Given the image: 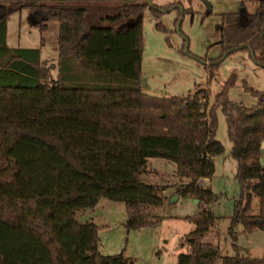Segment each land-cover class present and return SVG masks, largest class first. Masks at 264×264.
I'll return each mask as SVG.
<instances>
[{
	"label": "trees",
	"instance_id": "obj_1",
	"mask_svg": "<svg viewBox=\"0 0 264 264\" xmlns=\"http://www.w3.org/2000/svg\"><path fill=\"white\" fill-rule=\"evenodd\" d=\"M169 6L0 0V264H131L122 253L100 254L97 226L76 214L105 198L123 203L126 230L158 225L163 188L141 178L149 158L174 163L187 179L178 195L200 205L186 217L195 229L179 242L176 264H264V254L239 252L235 231L237 224L264 230V90L245 87L257 99L251 107L231 101L232 72L210 106L207 91L198 87L169 98L142 93V11L149 7L158 18ZM21 9L41 32L45 22L57 23L54 79L39 48L5 42L6 17ZM220 16L221 54L204 61L205 68L211 71L239 49L264 68V0L252 13ZM217 108L240 185L228 228L233 255L205 241L217 219L207 206L217 198L199 180L211 178L224 150L215 136Z\"/></svg>",
	"mask_w": 264,
	"mask_h": 264
},
{
	"label": "rangeland",
	"instance_id": "obj_2",
	"mask_svg": "<svg viewBox=\"0 0 264 264\" xmlns=\"http://www.w3.org/2000/svg\"><path fill=\"white\" fill-rule=\"evenodd\" d=\"M150 3L170 6L163 9L158 18L149 7L142 11L139 80L142 93L169 98L186 96L198 87L207 91V104L210 106L234 72L235 82L228 88V98L247 107L256 104V97L245 87L264 90V68L247 50L239 49L226 57L223 55L222 62L211 71L205 68L204 61L208 63L221 54L220 15L239 10L252 13L257 0H150ZM44 24L46 29L41 32L27 9L13 11L6 17L5 42L9 47L39 48V58L45 62L51 79H54L57 23L50 21ZM216 115L215 136L224 150L215 157L214 173L207 184L217 198L207 207L217 219L205 241L217 244L221 255H233L228 228L240 185L235 177L236 162L231 156L225 116L220 108L216 109ZM261 160L264 162V141ZM141 178L163 188V205L155 209V214L163 217L162 221L156 226L126 230L123 203L99 198L92 216V222L97 226V250L102 255L122 253L131 264H176L177 255L183 251L179 242L195 229L186 217L196 215L200 205L189 196L178 195L177 189L187 179L176 174V166L172 162L160 158L147 159L146 171ZM90 212L89 209L80 210L76 214L77 219L84 221ZM235 231L241 253L248 249L255 256L263 255L264 230L245 233L237 224Z\"/></svg>",
	"mask_w": 264,
	"mask_h": 264
},
{
	"label": "crops",
	"instance_id": "obj_3",
	"mask_svg": "<svg viewBox=\"0 0 264 264\" xmlns=\"http://www.w3.org/2000/svg\"><path fill=\"white\" fill-rule=\"evenodd\" d=\"M261 161H262V160H261ZM262 163H263V162H262ZM208 182H209V179H208V178H202V179L199 180V185H201V186H203V187H206V186H208V185H207ZM89 211H91V212H90V214L87 216V219H90V220L92 221V219H93L92 216H94V214H93L94 208L89 209ZM243 231H244L245 233H250V234H251V233H253V232H255V231H259V229H250V230H248V229L243 228ZM230 242H231V239H230ZM236 244H237V246H238L237 241H236ZM238 250H239V252H241L240 249H239V247H238ZM243 254L250 255V256H254V257H260V256H255V255H253L248 249H247V251H246L245 253H243ZM263 254H264V253H263Z\"/></svg>",
	"mask_w": 264,
	"mask_h": 264
},
{
	"label": "water",
	"instance_id": "obj_4",
	"mask_svg": "<svg viewBox=\"0 0 264 264\" xmlns=\"http://www.w3.org/2000/svg\"><path fill=\"white\" fill-rule=\"evenodd\" d=\"M146 3L150 6L151 5V3H150V0H146ZM251 56H252V58H253V54L251 53ZM262 166L264 167V162L262 163ZM196 202H197V200H195Z\"/></svg>",
	"mask_w": 264,
	"mask_h": 264
}]
</instances>
